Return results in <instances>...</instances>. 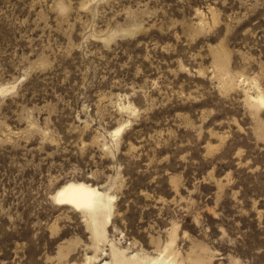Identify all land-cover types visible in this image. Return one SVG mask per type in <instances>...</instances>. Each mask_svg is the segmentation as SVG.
Segmentation results:
<instances>
[{
	"label": "rangeland",
	"instance_id": "374dc122",
	"mask_svg": "<svg viewBox=\"0 0 264 264\" xmlns=\"http://www.w3.org/2000/svg\"><path fill=\"white\" fill-rule=\"evenodd\" d=\"M116 254L264 264V0H0V264Z\"/></svg>",
	"mask_w": 264,
	"mask_h": 264
},
{
	"label": "bare ground",
	"instance_id": "6f19581e",
	"mask_svg": "<svg viewBox=\"0 0 264 264\" xmlns=\"http://www.w3.org/2000/svg\"><path fill=\"white\" fill-rule=\"evenodd\" d=\"M259 100L262 101V98H259ZM54 199L55 201L64 203V205L67 204V206L70 205L75 209L86 212L91 220L95 235L103 234L104 225L110 216V209L112 207L110 197L105 193L84 182L69 181L55 191ZM115 264L127 263L116 254Z\"/></svg>",
	"mask_w": 264,
	"mask_h": 264
}]
</instances>
